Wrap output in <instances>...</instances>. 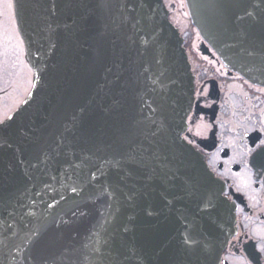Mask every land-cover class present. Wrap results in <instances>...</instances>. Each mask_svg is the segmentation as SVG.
Instances as JSON below:
<instances>
[{
	"label": "water",
	"instance_id": "obj_1",
	"mask_svg": "<svg viewBox=\"0 0 264 264\" xmlns=\"http://www.w3.org/2000/svg\"><path fill=\"white\" fill-rule=\"evenodd\" d=\"M13 1L34 81L4 120L3 140L11 147L0 148V264H99L97 242L133 211L83 188L88 168L78 180L66 160H79L53 151L62 136L81 157L115 155L125 146L122 138L161 145L175 174L176 199L169 208L154 194L159 214H137L128 234L138 249L134 264H219L233 214L203 155L183 136L194 102V74L164 0H108L103 9L97 0H72L70 6L59 3L55 14L53 0ZM187 2L194 24L225 63L264 84V25L236 19L253 0H239L238 6L236 0ZM241 29L248 33L243 44ZM141 96L163 105V128L148 140L144 136L155 126L141 123L148 114L147 108L141 112ZM156 119L159 124V114ZM44 150L53 156L47 167L20 162ZM185 180L210 193L209 211L198 212L184 195ZM153 184L160 187V180ZM185 216L190 222L195 217L207 249H184Z\"/></svg>",
	"mask_w": 264,
	"mask_h": 264
},
{
	"label": "flooded vegetation",
	"instance_id": "obj_2",
	"mask_svg": "<svg viewBox=\"0 0 264 264\" xmlns=\"http://www.w3.org/2000/svg\"><path fill=\"white\" fill-rule=\"evenodd\" d=\"M184 38L195 80L194 102L183 132L204 156L233 214L219 264H264V174L257 178L248 149L264 139V84L230 68L194 26L187 0H164ZM11 3V7H9ZM13 0H0V120L33 87Z\"/></svg>",
	"mask_w": 264,
	"mask_h": 264
},
{
	"label": "snow or ice",
	"instance_id": "obj_3",
	"mask_svg": "<svg viewBox=\"0 0 264 264\" xmlns=\"http://www.w3.org/2000/svg\"><path fill=\"white\" fill-rule=\"evenodd\" d=\"M64 2L68 6L72 0H53L52 9L55 14V8L59 3ZM108 0H97V7L105 8ZM238 6L239 0H236ZM9 3V7H11ZM238 21H249L250 24L264 25V0H253L250 8H246L242 14H237ZM46 27L55 31L51 22L46 23ZM59 27V25H56ZM65 28L68 25L64 26ZM248 33L240 30V43L243 44ZM261 47H264V40H261ZM245 51H247L245 49ZM251 54V53H249ZM141 112L147 108L148 114L143 116L141 123H145L151 128L144 140H148L149 135L155 137L163 128V105L155 99L145 100L140 97ZM153 105H156L153 107ZM160 116V123L157 124L156 117ZM11 119V118H9ZM75 119V118H73ZM7 127L5 121L0 120V148L11 147L6 140H3V129ZM66 137H61L56 149H53L56 156L64 155L73 159L79 160L78 164L72 163L71 160H66L68 166L73 169V174L79 180L81 175H84L83 169L88 168L86 174L87 183L83 188L90 187L97 191L100 196L107 197L120 205L121 208L132 209L126 216L124 224L112 229L106 230V236L102 241H98V247L93 251L97 254L99 264H134L138 259V249L134 240H130L128 234L133 231L137 214L142 212L147 217L156 216L160 209L156 207L153 195L159 197V201L165 207H171L176 196L173 194L172 180L175 179V174L169 169V164L166 162L168 157L163 154L162 146L154 145L151 141L147 144L144 142H135L128 138H122L121 143L125 145L121 151L111 156H100L96 153H85L79 156L76 152L65 143ZM187 140V137H184ZM192 143V141H188ZM68 148L66 152L57 151V149ZM102 149H97L101 151ZM249 155L252 156V167L256 170L257 178L264 174V139H261L257 133L256 139L252 146L248 149ZM53 156L47 150L40 152L33 160L20 162L27 163L33 169L40 168L41 165L48 166ZM59 163V161H57ZM71 179V176L69 177ZM144 180L143 184H138L137 180ZM159 179L160 187H156L153 181ZM81 188V191H83ZM75 193L76 187L72 188ZM181 191L190 198L196 206L198 212L209 211L212 207V200L209 198L210 193L207 190H201V187L194 180H185ZM171 197V198H170ZM52 207V205H48ZM119 210V209H118ZM195 217L193 221H188V217H184V228L181 233V243L184 249L188 252H196L201 248L207 249L203 234L195 225ZM35 235V233H33Z\"/></svg>",
	"mask_w": 264,
	"mask_h": 264
}]
</instances>
